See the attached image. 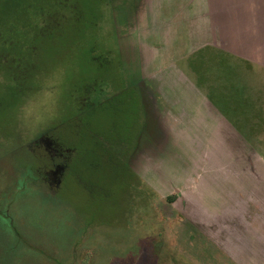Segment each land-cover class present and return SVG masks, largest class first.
Masks as SVG:
<instances>
[{
	"label": "rangeland",
	"instance_id": "374dc122",
	"mask_svg": "<svg viewBox=\"0 0 264 264\" xmlns=\"http://www.w3.org/2000/svg\"><path fill=\"white\" fill-rule=\"evenodd\" d=\"M66 1L0 62V264H264V8Z\"/></svg>",
	"mask_w": 264,
	"mask_h": 264
},
{
	"label": "trees",
	"instance_id": "16d2710c",
	"mask_svg": "<svg viewBox=\"0 0 264 264\" xmlns=\"http://www.w3.org/2000/svg\"><path fill=\"white\" fill-rule=\"evenodd\" d=\"M66 6H68L66 0H46L45 2H43V0H0V62H4L3 58L8 57L5 62L7 65L5 66L11 72L9 75L13 83V90L16 93L19 92L20 89L23 90L19 79L22 78L24 82L26 76L19 74L18 70H25L23 66L28 63L25 58L27 55H29L28 58H31L33 49V44H31V42L37 39V37L51 35L49 33L52 30L53 32L59 31L56 28L57 26L51 23L58 22V20L61 19L60 16L55 13V10H61ZM48 7L51 9L48 10ZM51 18H53V20H51ZM27 73H29V71ZM132 90H129L131 95H126L127 99L131 101H133V95L137 94L135 90H133V92ZM83 92V95H81L82 97L79 99L80 102L78 107V111L82 113L86 112L85 110L94 108L96 105L94 101L92 103L90 100V96L96 92L93 84L86 86ZM125 92H127V90L120 93V95H124ZM132 93L134 94L132 95ZM116 96L122 100L121 102L126 99L124 98L125 96H119L118 94ZM75 151L77 152L76 149ZM31 168L33 167L29 165L24 167V173L26 174L24 175L23 173V179L20 180L26 187L29 181L27 172L31 173ZM66 173L64 174V178ZM22 189L23 188H19L20 191ZM169 200L171 201V199ZM0 218L1 221H4L3 219L6 218L4 213H0ZM9 220L11 219H7L4 226H1L3 224L0 223V229L3 231L7 229L10 230V227L7 225ZM9 232L13 233L12 231Z\"/></svg>",
	"mask_w": 264,
	"mask_h": 264
},
{
	"label": "flooded vegetation",
	"instance_id": "af4514ba",
	"mask_svg": "<svg viewBox=\"0 0 264 264\" xmlns=\"http://www.w3.org/2000/svg\"><path fill=\"white\" fill-rule=\"evenodd\" d=\"M44 140L49 139V143H51V151L48 152L46 148H44V150L49 154V158H50V165L53 167V169L49 170V178H50V187L53 188V182L56 184L57 189L60 188L61 186V182H62V178L65 174V170L66 168H68V160H69V151L68 150H64L62 149V147L60 146V144L57 142L56 139H52L51 136L45 134L44 136H42ZM48 146V145H46ZM44 147V146H43ZM135 152V151H134ZM58 156V158L60 159V164L61 165H56L54 162V157ZM130 170V169H129Z\"/></svg>",
	"mask_w": 264,
	"mask_h": 264
},
{
	"label": "crops",
	"instance_id": "0c3cea01",
	"mask_svg": "<svg viewBox=\"0 0 264 264\" xmlns=\"http://www.w3.org/2000/svg\"><path fill=\"white\" fill-rule=\"evenodd\" d=\"M212 6L213 8H264V0H221ZM134 151L136 152L137 148Z\"/></svg>",
	"mask_w": 264,
	"mask_h": 264
}]
</instances>
